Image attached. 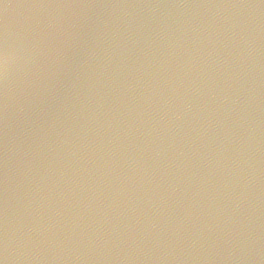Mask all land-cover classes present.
<instances>
[{
	"label": "water",
	"instance_id": "1",
	"mask_svg": "<svg viewBox=\"0 0 264 264\" xmlns=\"http://www.w3.org/2000/svg\"><path fill=\"white\" fill-rule=\"evenodd\" d=\"M3 264H264V0H0Z\"/></svg>",
	"mask_w": 264,
	"mask_h": 264
},
{
	"label": "clouds",
	"instance_id": "2",
	"mask_svg": "<svg viewBox=\"0 0 264 264\" xmlns=\"http://www.w3.org/2000/svg\"><path fill=\"white\" fill-rule=\"evenodd\" d=\"M10 54L7 50L0 52V72L7 73L9 69Z\"/></svg>",
	"mask_w": 264,
	"mask_h": 264
},
{
	"label": "snow or ice",
	"instance_id": "3",
	"mask_svg": "<svg viewBox=\"0 0 264 264\" xmlns=\"http://www.w3.org/2000/svg\"><path fill=\"white\" fill-rule=\"evenodd\" d=\"M0 264H3V262H2V261H0Z\"/></svg>",
	"mask_w": 264,
	"mask_h": 264
}]
</instances>
